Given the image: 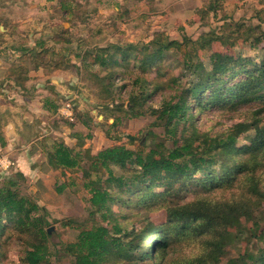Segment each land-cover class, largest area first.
<instances>
[{"label":"rangeland","instance_id":"rangeland-1","mask_svg":"<svg viewBox=\"0 0 264 264\" xmlns=\"http://www.w3.org/2000/svg\"><path fill=\"white\" fill-rule=\"evenodd\" d=\"M214 1L0 0V77L8 74L17 63L26 68L27 87L30 89L38 84L42 89L38 96L37 90L29 91V99L38 97L43 107L53 113L48 119H39V142L44 157L39 159L36 167H39L43 178L35 175L32 166L27 169L26 176L17 170L16 165L8 173L19 172L23 175V181L18 182L19 194L29 196L38 205L40 210L35 216L43 219L47 225L48 238L45 242L49 256L46 264H71L72 256L66 251V246L75 242L83 229L103 226L108 229L109 238L114 240V244H111L119 243L124 247L140 228L147 225L150 230L168 227L170 213L194 200L211 203L236 201L246 207V212L237 220L219 222V234H224L222 256L217 262L207 264H228L231 259L247 258L248 254L264 248L262 166L257 177L261 185L253 194L243 178L233 181L236 179L234 171L230 178L221 174V160L187 181L172 178L151 187L147 184L132 185L121 194L105 181L107 176L103 169H91L89 156L110 146L124 145L131 150L143 146L146 153L150 149L171 147L173 139L165 136L163 127L153 126L154 117L150 111L161 104L163 92L168 94L172 87L179 88V84L190 81L189 73L184 71L181 62L184 51L191 52L192 57L193 52L190 44L180 50H168L162 60L146 69L138 61L139 49L125 61L117 56L116 66L109 64L106 68L99 67L95 55L102 53L106 47L112 52L113 46L147 43L158 37L179 42L183 38L195 40L210 31L220 32L226 23H241L245 28L260 24L264 28L258 19V15L264 19V5L258 1L227 0L219 3L216 11H210L209 6ZM20 46L35 47L37 51L34 54L26 53L23 57L17 53L16 59L11 58L14 54L1 52ZM53 47L57 49L56 52ZM214 52L251 56L256 60L264 57V51L251 50L247 44L236 42L234 47H225L213 42L207 49L195 53L194 62L203 63L210 71L208 58ZM104 55L107 56L106 51ZM112 69L114 72L111 76L117 75V78L108 94L104 89L107 79L103 78ZM54 71L57 76L50 77L49 73ZM51 79L57 83H48ZM135 80H148L161 86L152 95H149L148 88L145 104L135 109V112L141 113L137 117L125 112L132 95L140 96ZM35 98L33 101H39ZM121 106L123 109H115ZM237 106L238 103L232 107H203L201 112L191 110L192 119L180 125L177 138L181 134L187 136L193 128L200 134L215 136L233 124L253 117L264 125L263 103L253 101ZM247 135L252 136L251 133ZM57 141L78 154L80 166L74 170L51 169L46 173L41 172L47 149ZM249 144V139L241 136L237 146L246 147ZM240 158V155L236 157L234 165H238ZM226 164L230 165L228 162ZM113 170L115 174L122 172L118 167ZM2 178L0 174V184ZM230 182L234 183L229 186ZM91 188L111 193V200L103 208L93 207L89 202ZM184 231H172V239L175 233ZM147 234L145 230L142 232L143 236ZM3 238V235L0 236V264H22L19 259L24 250L32 243L43 242L33 234H19L15 230L11 231V237L4 245L1 244ZM174 238L166 258L158 259L153 255L156 237L150 241V247H145L151 254L146 260L140 259L141 247L137 246L127 256L109 252L104 264H182L201 249L203 238Z\"/></svg>","mask_w":264,"mask_h":264},{"label":"trees","instance_id":"trees-1","mask_svg":"<svg viewBox=\"0 0 264 264\" xmlns=\"http://www.w3.org/2000/svg\"><path fill=\"white\" fill-rule=\"evenodd\" d=\"M223 1L227 0H215L210 4L209 10L216 11L218 5L220 6L219 3ZM253 1L264 5V0ZM258 19L264 24V19L260 15H258ZM225 26L220 28V32L210 31L195 40L183 38V41L179 42L158 37L147 43L136 42L124 46H113L111 47L112 52L110 48L106 47L102 53H96L95 62L99 67L106 68L109 64L116 66L117 56L121 58L120 60L125 61L136 49H139L138 61L144 66L143 69H146V67L162 60L168 50H180L181 47L190 44L193 52L192 57L191 52L184 51L181 62L184 71L189 73L190 81L179 84V88L172 87L168 94H165L166 91L163 92L161 104L150 111L154 117L153 126L163 127L165 136L173 139L171 147L164 150L150 149L146 153L143 146L131 150L124 145H114L100 150L96 155L89 156L92 160L91 169L94 171L103 169L107 176L105 181L116 189L118 194L127 192V188L132 185L147 184L151 187L172 178L187 181L196 173L214 167L219 160L223 161L220 172L224 174L225 178H230L234 171L236 179L233 181L243 178L245 183H248L251 194L258 191L256 189L261 185L260 180H257L258 172L261 166L264 167V125L258 119L254 117L245 119L215 136L200 134L193 128L187 136L181 134L177 138L180 125L192 119L191 110L193 109L201 112L203 107L209 109L221 108L226 105L232 107L235 103H238L239 106L253 101L264 104V57H259L256 60L251 56L220 55L214 52L208 58L210 71H207L203 63L194 62L195 53L198 50L207 49L213 42H219L225 47H234L235 43L239 42L241 45L247 44L251 50L264 51V28H261L260 24L245 28L241 23L233 22L226 23ZM222 29H227V31L221 32ZM20 50L22 57L26 53L34 54L30 50L26 52L24 48ZM104 51L107 52V56L104 55ZM112 68L114 69V67ZM113 69L109 73L107 72L103 78L107 79L104 89L108 94H110L109 90L113 88V82L117 78V75L111 76V73L114 72ZM26 73V68L17 63L12 66L7 75L13 76L16 81H25ZM134 83L138 84L137 89L140 96L132 95V101L129 102L125 112L137 117L141 113L135 112V109L137 106L142 107L145 104L148 97L147 92L149 91V95L155 94L161 89V86L149 83L148 80H135ZM115 109L121 110L123 107ZM250 133L252 136L247 135ZM241 136L249 139L248 146H237ZM238 155L241 158L238 165H234ZM79 166L78 154L64 143L57 141L49 146L46 152V161L41 166V172L46 173L51 169L74 170ZM115 167L121 169L122 172L115 174L113 170ZM2 175L0 236L3 235L4 238L1 244L4 245L6 240L11 237L13 230L19 234H33L36 239L43 242L30 244L29 248L24 250L19 262L22 264H46L49 256L48 245L45 242L48 238L45 230L47 225L43 219L35 216V213L40 209L29 196L19 194L18 182L23 181L21 173L8 174L7 177V174ZM233 183L230 182L229 186ZM110 195L111 193L105 190L91 188L89 202L93 207L100 209L111 200ZM245 208V204L236 201L211 203L194 200L170 213L168 227L150 230L151 228H148L147 225L146 228L135 231L132 240L124 246L127 248L119 243L113 245L114 240L109 238L107 228L93 226L81 230L76 241L66 246V251L72 256L71 264H104L109 252L113 255L123 253L124 256H127L138 246L141 247L140 259L146 260L151 254L146 251L145 247H150V241L157 237L153 255L158 259H163L166 258L174 237L183 238L184 236L185 238L188 236L195 239L203 238V241H201V249L196 255L182 264L217 262L222 256L224 243V234L222 236L219 234V222L228 223L237 220L246 212ZM11 225L13 227L9 229ZM144 230L148 232L146 236L142 235ZM175 230L185 231L180 234L175 233L172 239L171 232ZM228 264H264V248L259 249L256 253L248 254L247 258L231 259Z\"/></svg>","mask_w":264,"mask_h":264},{"label":"crops","instance_id":"crops-1","mask_svg":"<svg viewBox=\"0 0 264 264\" xmlns=\"http://www.w3.org/2000/svg\"><path fill=\"white\" fill-rule=\"evenodd\" d=\"M17 48H1L3 49L1 52L14 54L11 58L16 59L15 54L21 53L22 48L26 49V52L37 51V48L29 46ZM53 50L56 52L57 49L53 47ZM49 74L50 77L57 76L55 71ZM26 80L28 76L25 81H16L13 76L7 74L0 77V155L9 157L24 176L27 175V169L32 166L35 175L42 179L43 175L40 174L39 167H36L39 159L44 157L39 142L41 138L39 119L40 121L48 119L52 112L43 107L38 97L33 98L38 99L37 102L40 104L33 101V98L29 99V91L37 90L38 96L42 89L38 84L29 89ZM48 83L54 85L57 82L51 79Z\"/></svg>","mask_w":264,"mask_h":264},{"label":"built area","instance_id":"built-area-1","mask_svg":"<svg viewBox=\"0 0 264 264\" xmlns=\"http://www.w3.org/2000/svg\"><path fill=\"white\" fill-rule=\"evenodd\" d=\"M66 115H70L69 113H66ZM14 166V163L11 159H9L6 156H0V174H8L10 172V169H12Z\"/></svg>","mask_w":264,"mask_h":264}]
</instances>
